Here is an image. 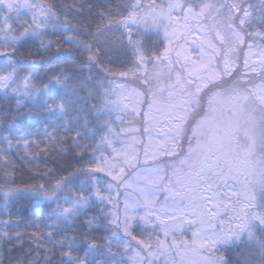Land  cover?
Segmentation results:
<instances>
[{"label": "snow or ice", "instance_id": "6c2138e0", "mask_svg": "<svg viewBox=\"0 0 264 264\" xmlns=\"http://www.w3.org/2000/svg\"><path fill=\"white\" fill-rule=\"evenodd\" d=\"M0 264H264V0H0Z\"/></svg>", "mask_w": 264, "mask_h": 264}, {"label": "trees", "instance_id": "16d2710c", "mask_svg": "<svg viewBox=\"0 0 264 264\" xmlns=\"http://www.w3.org/2000/svg\"><path fill=\"white\" fill-rule=\"evenodd\" d=\"M36 59L38 60V58H36ZM49 59H51V61H52V63L54 65L55 64H63V60L62 59H57L55 57H49ZM22 62H25V63H28V64H32L33 63V58H29L27 61H23L22 60ZM47 67H48V65L44 64L43 68H33L32 70L38 72L39 74H43L44 69L47 68Z\"/></svg>", "mask_w": 264, "mask_h": 264}]
</instances>
